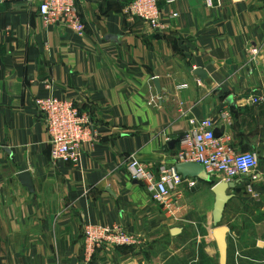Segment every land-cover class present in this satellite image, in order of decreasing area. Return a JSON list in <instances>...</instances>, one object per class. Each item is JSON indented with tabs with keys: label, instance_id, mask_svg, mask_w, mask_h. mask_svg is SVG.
Wrapping results in <instances>:
<instances>
[{
	"label": "crops",
	"instance_id": "1",
	"mask_svg": "<svg viewBox=\"0 0 264 264\" xmlns=\"http://www.w3.org/2000/svg\"><path fill=\"white\" fill-rule=\"evenodd\" d=\"M129 2L81 0L80 36L44 26L38 0L0 3V264H83L85 225L119 226L140 242L99 250L90 264H219L213 225L175 224L190 203L212 206V177L183 188L170 218L124 170L130 156L154 172L171 164L178 139L203 119L258 159L250 176L258 197L231 190L222 224L226 264L235 253L240 264H264V106L249 100L264 94V0L160 1L161 31L129 20ZM43 95L68 99L91 119L76 167L51 159L34 107ZM242 207L250 226L231 228L228 213L232 220Z\"/></svg>",
	"mask_w": 264,
	"mask_h": 264
},
{
	"label": "built area",
	"instance_id": "2",
	"mask_svg": "<svg viewBox=\"0 0 264 264\" xmlns=\"http://www.w3.org/2000/svg\"><path fill=\"white\" fill-rule=\"evenodd\" d=\"M8 0H0V3ZM38 14L46 27L58 25L83 34L80 5L81 0H38ZM168 7L185 0H131L125 7L129 20H140L154 31H161V8L159 3ZM209 4V1H207ZM170 19L178 17L176 11L168 13ZM253 54L257 50L252 51ZM197 84L200 81L197 80ZM253 105L264 106V94L249 98ZM34 107L43 119L49 136L51 159L77 166L82 145L92 141V123L89 115L82 113L72 101L43 95L34 98ZM219 122L225 127L230 125L227 111L219 114ZM215 124L211 119L199 121L195 129L184 132L178 139L179 151L174 161L161 163L157 172L130 156L125 161V173L133 181L142 184L151 200L162 207L168 217L174 218V210L180 191L194 189L197 181L183 177L176 169L178 165L196 164L203 168L206 175L216 183H234L236 188L244 189L251 198L258 197L250 176L258 167L254 153L236 151L230 136L225 133L214 136ZM1 149V147H0ZM175 194V195H174ZM138 238L121 227L85 225L82 231L83 264H90L96 253L104 248L117 249L139 245Z\"/></svg>",
	"mask_w": 264,
	"mask_h": 264
},
{
	"label": "water",
	"instance_id": "3",
	"mask_svg": "<svg viewBox=\"0 0 264 264\" xmlns=\"http://www.w3.org/2000/svg\"><path fill=\"white\" fill-rule=\"evenodd\" d=\"M197 73L201 74L200 71H197L196 74ZM214 136L220 137V133L214 130ZM176 169L183 177L198 178L206 181H209L211 178L210 176L206 175L201 166L196 164L178 165ZM25 177L26 176L23 175L21 178L23 179ZM233 189H236L234 183L225 182L216 183L211 188V192L214 195V203L211 212L213 225L212 237L217 247L219 264H226L227 262V236L229 233V229L222 224V217L223 212L225 210V206L232 197L229 192ZM178 233V229L171 230L172 235H177ZM258 245L260 247L264 246L262 242H258Z\"/></svg>",
	"mask_w": 264,
	"mask_h": 264
},
{
	"label": "rangeland",
	"instance_id": "4",
	"mask_svg": "<svg viewBox=\"0 0 264 264\" xmlns=\"http://www.w3.org/2000/svg\"><path fill=\"white\" fill-rule=\"evenodd\" d=\"M211 181H212L211 183H207L208 188H211L210 186L212 185V183L216 182L214 180V178L213 179L211 178ZM207 182H209V181H207ZM199 185H202V183L198 184V186ZM213 203H214V196H213V201L211 202L212 206H209V208H208L209 210L207 209V211L202 209L201 206L198 207L197 204L190 203L191 207L188 210L187 216L185 215L186 217L183 218V220L176 222L175 224L179 225V226H184V227L186 226V227H189L192 229H199V230H200V228H203V227H205V228L209 227L210 228V225H212L211 212H212V208H213ZM235 203L236 202L234 201V204ZM241 203L243 205L246 204V202L244 200H241ZM245 209L246 208L242 207V208L238 209L236 213H239L240 211H244ZM207 212H209V216H210L208 225H207L206 219H205V214ZM230 219H231L230 213H228V218L225 220V222H227L231 228H235V226H238V225H240L241 227L244 226V228L250 226V223H248L250 221H248L249 217L247 216V212H241L237 216L236 215L232 216V220H230ZM234 257L236 258L235 264H240V261L244 258L241 253H235Z\"/></svg>",
	"mask_w": 264,
	"mask_h": 264
},
{
	"label": "trees",
	"instance_id": "5",
	"mask_svg": "<svg viewBox=\"0 0 264 264\" xmlns=\"http://www.w3.org/2000/svg\"><path fill=\"white\" fill-rule=\"evenodd\" d=\"M159 5H161V3H159ZM211 181V180H210ZM215 183H212V185H214ZM213 187V186H212ZM123 247H120V248H117L118 250L119 249H122Z\"/></svg>",
	"mask_w": 264,
	"mask_h": 264
}]
</instances>
